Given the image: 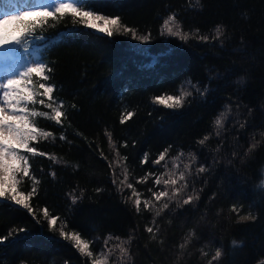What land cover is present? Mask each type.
<instances>
[{"label":"trees","instance_id":"16d2710c","mask_svg":"<svg viewBox=\"0 0 264 264\" xmlns=\"http://www.w3.org/2000/svg\"><path fill=\"white\" fill-rule=\"evenodd\" d=\"M76 2L97 14L118 16L137 37L150 38L148 42L133 38L123 28L109 37L74 25L70 12L62 17L55 13L58 20L48 17V24L28 34L27 53L51 67L46 83L55 85L53 95L64 102L66 118L62 126L34 118L54 135L31 146L57 162L27 154L36 181V191L27 201L32 214L20 206H7L13 203L11 192L7 199L0 197L5 200L0 204V238L12 233L0 244V264H90L87 256L60 237V227L94 240V253L105 247L110 235L133 237L126 245L132 257L128 264H208L217 249L222 255L212 264L263 260L264 0H201L196 8L188 0ZM172 13L183 30L192 34L186 42L161 34L165 18ZM217 25H223L224 35L214 39ZM41 32L43 40L36 38ZM198 36L209 39L202 41ZM189 81L207 91L201 95ZM40 82L32 77L31 88L38 93L42 92ZM181 86L192 92L182 108L167 110L153 103L162 94L179 95ZM229 106L231 112L217 136L214 121ZM128 112L133 113L131 119L121 123ZM61 135L67 139L60 140ZM205 136L209 139L199 144ZM253 142L257 147L245 155ZM165 150L169 167L172 158L183 152L176 161L181 167L194 154L193 170L203 165L208 171H193L189 177L187 191L194 190L198 200L183 207L170 203L155 217L159 231L152 239L145 228L152 226L155 214L145 210L143 201L152 198L150 188L157 190L154 177L148 174L164 171V161L153 162ZM125 168L127 183L141 193L139 212L132 189L121 183ZM146 176V182L137 183ZM32 183L22 178L16 191L26 194ZM73 195L78 197L75 204ZM45 207L50 216L60 218L52 230L43 218ZM249 213L255 219L240 218ZM192 232L195 235L182 250L180 245ZM233 241L239 247L234 248ZM116 243L111 239L108 247ZM118 255L109 256L107 264H114Z\"/></svg>","mask_w":264,"mask_h":264},{"label":"snow or ice","instance_id":"6c2138e0","mask_svg":"<svg viewBox=\"0 0 264 264\" xmlns=\"http://www.w3.org/2000/svg\"><path fill=\"white\" fill-rule=\"evenodd\" d=\"M188 3L190 7L196 8L201 5V0H188ZM68 12L72 15V22L74 25L79 23L87 29H95L99 33H105L109 37L113 36L114 32H120L121 28H123L125 32L132 33L133 38H138L144 42H148L150 38L148 35L137 37L135 30L128 28L126 25H122L120 17L118 16L113 18L97 14L92 11L90 7L82 3H77L76 0H62V2L57 3L51 11L48 8H42L11 13L6 12L3 17H0V49H6V46L9 45H17L24 47V52L27 53L28 48L24 46V42L28 34L33 32L38 25L43 26L48 24V17H52L54 21L58 20L59 17H56L55 13H60L62 17ZM77 17L80 19L77 20ZM214 31V39H219L224 35L223 25H217ZM165 32L168 36L176 37L184 42L192 35L183 30L182 24L177 19L175 13L165 18L162 24L161 34L163 35ZM196 32L198 33L199 30L197 29ZM36 38L43 40V33L37 34ZM198 39L208 41L209 37L198 36ZM16 51H18V49L7 48L4 55L8 59H17L18 57L12 55V53ZM51 71L52 69L48 63L41 60L38 63L27 64V66L15 76H10L0 81V197L7 199L9 192H11L10 200L13 203L7 204V206H20L27 209L29 214L33 213V209L27 201L36 191V181L34 175L30 173V155L27 154H31V156H48L53 159L54 162H57L50 154L40 151L35 146H31L39 143L40 140H47L54 135L52 132L42 129L38 125L37 119L47 118L48 121H53L56 125L62 126V118H66V113L62 110L65 108L64 102L53 95L56 90L55 85L46 83L51 79L49 75ZM33 76L42 81L38 84L42 92L38 93L31 88ZM188 84L195 88L201 95L207 91L206 89L202 91L199 87L192 85L191 81H189ZM37 95L41 98L36 99ZM191 95V91L181 86L179 95L162 94L154 97L153 103L167 110H176L182 108L185 98ZM36 105L41 107H35ZM72 107L75 108V105ZM41 108H46V110H41ZM230 112L231 108L229 106L226 112H222L216 117L214 126L217 129V136L221 135V130L224 129L225 121ZM132 115L133 113L131 112L125 113V117L121 119V123H124L126 119H131ZM240 126L244 127V124L242 123ZM261 135L264 136V133H261ZM108 136L111 142V134L109 133ZM59 139L66 140L67 138L61 135ZM208 139L209 136H205L199 141V144L203 145ZM256 147V142L251 143L245 155L251 153ZM19 150L23 151L21 152ZM217 151H219V146L217 147ZM166 152L167 150H165V153H161L153 162L160 165L161 162L164 161V171L158 175L155 173L148 174L154 177L153 185L157 190L153 191L150 188L149 192L152 193V198L143 201L145 210L154 211L155 214L151 222L152 226H146L145 228L146 232L151 234L152 239H156L155 233L159 231L158 226H156L155 217L160 216L165 209H168L170 203L174 202L177 207H183L184 205L191 204L194 200H198L199 195L194 190L191 192L187 191L190 187L189 177L192 175L193 171L198 174L208 171L203 165L193 170L192 165L196 161L194 154H189L188 162L184 163L181 167L176 161H179L181 157L185 155L183 152L179 153L175 158H172L171 167H169V163L166 161ZM118 155L119 153L117 152V156ZM123 159L126 160V157ZM144 162L146 163L147 161L145 160ZM122 174L124 179L121 183L126 184L127 188L132 189L131 195L136 197L133 202L134 207L137 212H139L142 203L140 198L141 193L134 188L133 184L127 183L126 168L123 169ZM53 175L55 174L53 173ZM6 177L11 179L10 186H6L5 184ZM22 178H30L33 181L30 190L26 194L16 191L17 185ZM146 180L147 176L138 180L137 183L146 182ZM113 183H116L115 174ZM261 187L264 188V181H262ZM77 199L78 197L73 195L72 203L75 204ZM162 200L163 203H160ZM0 204H5V200H0ZM157 205H159V207H157ZM17 210H19V208H17ZM232 211L239 215V210L235 206H233ZM42 214L43 218L47 220L50 230H52L57 225V221L60 218L58 216H50L47 207L42 209ZM33 218H35V216H33ZM240 218L255 219L251 213ZM61 223L66 226V221H62ZM19 231H25V229H19ZM11 235L12 233L10 232L9 236L0 238V244L8 240ZM59 235L63 240L71 242L72 246L82 256H87L90 259V264H107L108 257L115 255L116 252H118L119 255L116 261H114V264H128L132 258L131 252L126 245L131 243L133 237L121 239L119 237L113 238L110 235L104 240L105 247L94 253L91 250V244L95 242L94 240H86L76 231L66 232L64 231V227H60ZM194 235V232L188 234V238L180 245L182 250L190 242V237ZM111 239H116L119 243L112 245V247H108V242ZM232 245L234 248L239 247V242L233 241ZM221 255V250L217 249L208 264H212V261L218 260ZM93 256L96 258L92 259ZM260 264H264V261H261Z\"/></svg>","mask_w":264,"mask_h":264},{"label":"rangeland","instance_id":"374dc122","mask_svg":"<svg viewBox=\"0 0 264 264\" xmlns=\"http://www.w3.org/2000/svg\"><path fill=\"white\" fill-rule=\"evenodd\" d=\"M54 6L55 5L49 0H0V17H3L6 12L11 13L16 11L30 10V9L48 8L51 11ZM7 48L10 47L6 46V49ZM6 49H0V81L5 80L7 77L15 76L18 72L22 71L23 68L27 66V64L36 63V61L34 60L27 61V59L24 56L23 57L17 56L15 52L12 53V55L18 58L8 59L4 55ZM19 151L22 152L23 150H19ZM5 184L6 186L11 185V179L9 177L5 178ZM93 258L95 259L96 257L93 256Z\"/></svg>","mask_w":264,"mask_h":264},{"label":"water","instance_id":"95a60500","mask_svg":"<svg viewBox=\"0 0 264 264\" xmlns=\"http://www.w3.org/2000/svg\"><path fill=\"white\" fill-rule=\"evenodd\" d=\"M261 261H264V259H263V260H261ZM261 261H259V262L255 263V264H260V262H261Z\"/></svg>","mask_w":264,"mask_h":264}]
</instances>
